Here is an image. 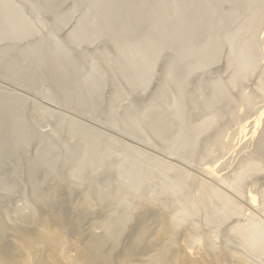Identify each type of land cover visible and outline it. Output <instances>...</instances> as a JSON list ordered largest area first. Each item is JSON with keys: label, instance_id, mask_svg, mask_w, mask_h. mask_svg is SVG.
I'll return each instance as SVG.
<instances>
[{"label": "bare ground", "instance_id": "obj_1", "mask_svg": "<svg viewBox=\"0 0 264 264\" xmlns=\"http://www.w3.org/2000/svg\"><path fill=\"white\" fill-rule=\"evenodd\" d=\"M46 1L53 25L51 42L36 44L22 53L37 57L40 68L47 67L41 78L62 98L92 111L102 104L104 72L112 84L118 78L125 81L134 100L112 124L124 122L131 137L146 142L155 139L169 154L186 155L189 164L205 162L201 166L204 175L197 177L126 145L123 163L111 174L112 182H103L105 188L114 185L115 192L95 191L94 196H84L74 204L70 200L73 188L64 189L62 175H58L61 181L58 183L56 177L58 184L47 191L51 200L40 198L42 214L35 224L17 226L0 212V264H246L244 257L216 241L220 227L231 220L228 242L237 239L264 263V65L258 67L264 52V35L261 39L258 35L264 0H80L87 3L88 13L78 22L72 38L101 40L104 52L97 57V66L107 64V71L95 66L86 79L81 75L87 55L77 56L58 39V32L75 11L63 13L58 0ZM16 32L22 40L34 36L36 29L20 8L3 0L0 35L9 37ZM6 53L12 59L17 57L12 50ZM223 61L231 71L226 80L215 74ZM255 72L257 84L245 93L241 87L248 88L244 85ZM237 89L242 93L236 99ZM142 101L145 109L137 111V102ZM6 103L0 98V107ZM238 103L241 109L237 114L242 108L244 114H238L237 119L254 111L256 117L240 120L241 141L235 143L237 129L228 133L225 125L230 116L223 120L226 108ZM15 117V110L7 113L0 126V140L5 144L9 138L4 136H13L14 147L25 148L21 143H31L27 122L21 118L15 121L14 129L4 127ZM231 121L235 122L230 120L229 125ZM67 127L71 139L81 136L87 145L68 142L61 152L53 145L59 130L55 138L41 137L47 150L62 158L65 167H75L78 186L85 182L81 154L85 151L86 162L97 163L100 170L116 141L110 140L96 152L97 131L88 129L91 134L74 121ZM233 157L238 161L230 167ZM40 162L32 167L36 169ZM151 165L162 175L160 195L164 196L156 202L146 193ZM224 165L231 169L227 172ZM220 167L226 174H219ZM44 168L46 177L56 173L54 161L44 163ZM107 173H93L87 180L102 187L100 176ZM177 193L184 200L175 205ZM120 205L125 206V213ZM10 235L20 245L17 239L8 240Z\"/></svg>", "mask_w": 264, "mask_h": 264}, {"label": "rangeland", "instance_id": "obj_2", "mask_svg": "<svg viewBox=\"0 0 264 264\" xmlns=\"http://www.w3.org/2000/svg\"><path fill=\"white\" fill-rule=\"evenodd\" d=\"M2 1L3 0H0V2ZM8 1L10 6L20 8L23 16L30 21V24H32L36 29L34 36H30L22 40L19 38L20 34L17 32L9 37H1L0 35V98L3 97L7 100V103L0 107V118L2 119L0 126L7 120V113L11 110H15L16 117L13 118L12 121L10 120L4 127H6L7 130H12L15 127V121L22 118L29 125L28 130L31 135L30 145L21 143L25 148L22 146L14 147L16 139L13 138V136H4L5 140H7V137L9 138L8 142L5 141V144H2L0 140V212H4L6 216L9 217L12 224L17 226L23 223L32 225V223L35 224L37 222L36 219L42 214L43 207L40 198L47 201L51 200V197H48L49 194L47 191L51 186L54 187V185H57L59 181H61L58 175H62V186L64 189L67 190L73 188L70 200L74 204L76 202H81L84 196H94L95 191L102 192L101 194L108 192L106 189L109 191L111 190V193L115 192L114 185H109V187L105 188L106 184L103 182H112L113 178L111 174L117 170L118 165L123 163L121 162V159L124 156L126 145L134 146L137 149L139 148V150L156 160L172 162L184 170L186 169L192 172L197 177H203L204 172L201 171V168L203 167L202 164H205V162H194L193 164H189L190 162L186 160L188 159L186 155L181 154L176 157V155L173 156L169 154V151L167 152L164 147L157 144L159 142L155 139H147L148 142H146L144 140L141 141L131 137V135L126 132L124 122L117 121L115 125L112 124L115 120L121 119L128 103L134 100L133 96L130 94L129 86L125 81L118 78L116 80L117 83L112 84L110 82V75L107 72L103 73L105 86L101 92L102 104L97 111H92L87 108H78L75 106L74 102L62 98L57 91L56 93L55 89L53 90L52 86L46 80L41 78V75H45L47 67L40 68L37 63V57H27L25 54H22L24 50L30 49L36 44H48L51 42L50 32L53 26L51 23L52 18L48 13V9H45L48 2L46 0ZM62 1L63 0H58L57 3L61 6V11L63 13H69L72 11H75V13L72 15L69 22L66 25H63L58 32V39L59 41L68 44L77 56L81 57L87 55V57L83 60L81 78L83 77L86 79L92 70H94L93 68L95 66L98 69L100 68L102 71H107L105 70L107 69V64L105 62H102L99 67L97 66L100 64L97 57L104 52V43L101 40L89 38L82 41H76V39L72 38L74 36L72 32L78 22L82 18L86 17L88 13L87 3L81 2L80 0H67L65 3ZM227 6L228 7L226 9L228 10L230 5ZM239 23L240 20L235 23L233 27ZM54 27H57L55 23ZM258 35L260 39L264 35V20L258 28ZM263 38L264 36L262 39ZM9 50H12V54L17 57L12 59L11 56H8L6 52ZM226 50L227 48L225 51ZM258 60V67L261 68L264 65V52ZM216 69L217 71L215 74L217 76H221L224 80L227 79L231 72L226 69L224 61L220 63L215 70ZM259 71L260 70H258L257 73H259ZM257 73L255 72L253 75L249 76V80L246 83L247 85H244L248 88L241 87V89H243L242 91L246 93V90L247 92L251 89L254 90L253 87L255 88L254 85L257 84L255 82L258 79ZM215 74L214 76H216ZM29 76L32 77L33 80ZM87 87L88 85L85 84L84 88L87 89ZM237 91L238 93H236ZM237 91L235 92L238 94V96L235 95L236 99L237 97H240L242 93H240L238 89ZM101 97L99 96L97 98ZM141 97H144V94H141ZM20 99H22V101H20ZM261 100L264 104V99ZM261 100L259 99V101ZM239 105L240 104L238 103L234 107L226 108L227 112L225 113L227 115H225L223 120L224 123L226 117L228 118L230 116L232 118L235 116L233 119L229 117L226 122L227 125H225L226 128L229 126V131L227 130L228 133L231 132V134H233L237 129L236 134L234 133L236 136L234 137L235 143L241 141L239 136L240 134H238V127H240L239 123H241L240 120L243 117L248 118V116L256 117L254 111L250 112L248 116H240V119H237L236 117H238V114H244V112H242L244 111V108H242V111L237 114L240 108ZM144 106L145 104L143 101L142 103L137 102V111H143L145 109ZM236 106H238V108ZM111 108H113V113H110ZM244 118L242 120L247 121V119ZM230 120H235L236 124H234V121L232 124L231 121V125H229ZM238 120L240 122H238ZM73 121L87 130L89 129L94 133H96V131L98 132L96 135L100 138L96 143L98 148L96 152L100 151L110 140L116 141L111 150L109 159L107 158L104 161L100 170L97 168V163L86 162V159L89 158L85 155V151L84 154H81L84 157H82L79 162L85 165L82 169L85 182L78 186L75 185L78 180L75 175V172L77 171L75 167H65L63 165L62 158L54 155L51 150H47L46 144L41 137L42 134H46L47 137L55 138V134L59 130L60 133L57 132L59 133L57 135L58 138L55 140L56 142L53 143V145L56 144V148H58L59 151L61 150V152H63L62 147L68 142H70L69 144L72 146H75L74 144H76L80 147H85L88 142L82 139L81 136H77L75 139H71L70 137L68 131L69 127H67V125ZM237 122L239 124L238 126ZM230 127L233 128V130L230 131ZM92 132L90 133L92 134ZM226 135L230 134L226 133ZM0 138H2V136H0ZM241 144H243V142ZM235 157H233V159H231L232 161L229 162L230 167H233L232 165L235 166L237 163L238 159ZM234 160L237 161L234 162ZM36 161L38 164L40 161L41 162L35 169L32 165ZM49 161H54L56 173L46 177L44 163L46 165ZM219 162L220 160L217 163ZM223 167H220L221 171L223 170ZM230 167L227 168L226 165L225 168L227 169H224L228 172L231 169ZM33 170H35L34 181L31 178ZM225 170L222 172L220 171L219 174L222 175L224 172V174H226ZM94 171H97L96 173L108 171L106 175L100 176V179L102 180V187L101 184L96 185L89 183L87 180L93 173L96 174ZM56 177L58 178V183L55 184ZM161 177L162 175L160 171H158L155 166L151 165V175L147 185L148 188L146 190V193H148V197L151 201L156 202L164 196L160 195L162 188ZM247 188L251 189L252 187L248 186ZM177 197L178 201L175 205H178L182 198L184 200L181 193H177ZM119 208L121 209V213H125L124 205H120ZM95 217L99 216L96 215ZM232 222L233 220L226 222L220 227V232L216 234L217 243L225 247L228 251L231 250V252H235L237 256L244 257L246 259V264H264L258 259V257L254 256V254L252 255L251 252H249L250 250L242 247L238 243L237 239L231 238V243L228 242L229 235H231L230 229L233 226ZM85 226L86 228L90 227V222L87 221ZM210 228L212 227H208L207 229L210 230ZM9 237L8 240L13 239L12 241H14L15 239L16 241L17 239L12 235ZM16 242L20 245V241L18 239Z\"/></svg>", "mask_w": 264, "mask_h": 264}]
</instances>
